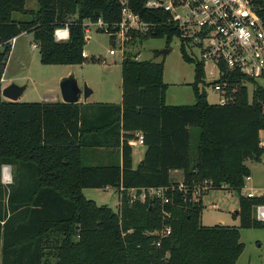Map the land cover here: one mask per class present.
<instances>
[{"label":"trees","instance_id":"obj_1","mask_svg":"<svg viewBox=\"0 0 264 264\" xmlns=\"http://www.w3.org/2000/svg\"><path fill=\"white\" fill-rule=\"evenodd\" d=\"M25 2L0 0V80L11 39L21 32L32 33L42 64L75 65L86 57L82 20L119 19L118 0H37L36 9ZM142 2L129 5L146 17ZM255 2L264 22V0ZM14 13L28 18L15 19ZM66 23L68 38L56 41L54 29ZM164 32L168 43L174 31L167 26L138 40ZM180 51L194 64L193 104H166L163 62L139 60L130 51L120 63V103L18 102L0 94V264H236L244 247L240 228H264L255 217L264 193H239L232 213L238 226L201 224L202 201L190 200V193L205 179L211 188L244 186L246 160L264 154V89L255 87L249 99L239 86L231 101L210 103L198 85L202 64L183 45ZM135 132L143 135L145 153L133 168L129 141ZM96 147L115 148L114 160L86 164V149ZM3 165L11 166L9 183L2 180ZM172 170L182 171L187 197ZM106 186L118 192L117 211L82 192ZM159 186L175 187L165 193L167 202L155 196L130 201L128 189ZM165 226L169 234L158 235Z\"/></svg>","mask_w":264,"mask_h":264},{"label":"rangeland","instance_id":"obj_2","mask_svg":"<svg viewBox=\"0 0 264 264\" xmlns=\"http://www.w3.org/2000/svg\"><path fill=\"white\" fill-rule=\"evenodd\" d=\"M25 7L36 9L37 0H26ZM13 17L15 19L28 18L26 14L21 13H14ZM89 29V33L85 34L83 46L86 57L81 64L75 65L42 64L38 48L32 46L34 44L32 33L21 32L15 37L11 46L2 75L4 80L2 86L10 83L26 85L17 99L18 102H42L53 100V98L60 100L59 80L73 71L79 86L82 87L86 84L92 91L86 99L88 102H120L122 53L117 47H115V54L109 53V50L114 47L108 33L96 29L93 25H90ZM180 45L182 44L177 37L171 38L168 43L165 36L148 37L141 41H135L132 45H127L125 49L126 52L130 51L136 54V58L139 60L163 62V81L167 83L165 96L167 104H193L195 102L191 86L194 80V64L182 58ZM163 49L170 51L163 53ZM185 49L190 51V47ZM205 80L203 79L198 84L199 88H204L208 102L218 103V94L212 91L210 85L204 83ZM257 83L264 84V80H257ZM248 90L251 94L252 87H249ZM131 147L132 163L135 166L142 159L144 147L139 144ZM262 156L264 158V154ZM246 163L251 168V180H247L240 190L228 187L210 188L201 196V224L212 226L222 223L238 226L239 219L238 217L234 218L232 213L238 209L239 193L245 195L250 188L256 194L264 192V187L257 188L264 186V161L248 159ZM3 173L4 171L2 172L4 183L11 182V179L4 178ZM82 192L86 198L94 200L96 204L107 205L113 211L118 210L119 196L115 188H83ZM239 240L244 247L236 264H264L263 227L240 228Z\"/></svg>","mask_w":264,"mask_h":264},{"label":"built area","instance_id":"obj_3","mask_svg":"<svg viewBox=\"0 0 264 264\" xmlns=\"http://www.w3.org/2000/svg\"><path fill=\"white\" fill-rule=\"evenodd\" d=\"M118 4L119 19L114 23L105 22L101 17L81 22L85 34L93 25L110 35L114 47L109 50L110 54H115L117 47L123 56L126 46L138 41L140 36L155 34L167 26L174 31L171 37L180 39L187 56L202 64L204 83L218 94V103L231 101L233 91L239 86L246 87L249 99L255 87L264 89V84L257 83V80H264V22L258 14L255 0H143L146 17L135 12L129 0H118ZM167 34L164 32L163 35L166 37ZM53 36L56 41L66 40L68 23L55 28ZM14 40L15 37L11 44ZM32 46L37 47L36 43ZM186 47H190V51ZM82 54L85 56L84 50ZM3 81L2 76L1 87ZM249 87H252L251 94ZM260 103L264 114V97ZM129 143L143 144L142 133L135 132ZM259 145L264 148L263 137H259ZM249 179L247 176L245 183ZM176 188L187 197L188 188L182 182ZM210 188L207 179L193 185L190 200L198 201ZM169 189L175 187H142L138 193L136 188H130L128 196L130 201L155 196L167 202L165 193ZM245 195L253 197L256 194L250 189ZM164 213L169 217L168 212ZM255 217L264 221V205L256 207ZM169 232L170 227L165 226L157 234L165 236Z\"/></svg>","mask_w":264,"mask_h":264},{"label":"water","instance_id":"obj_4","mask_svg":"<svg viewBox=\"0 0 264 264\" xmlns=\"http://www.w3.org/2000/svg\"><path fill=\"white\" fill-rule=\"evenodd\" d=\"M162 52L167 53L169 52V49H163ZM58 86L60 89L61 100L67 103H76L81 99L83 101H86L87 97L92 92L86 84H84L82 87L79 86L73 71H70L67 75L61 77ZM25 87L26 85H17L15 83H10L1 87L0 94L2 97L6 98L9 101H17L19 95L24 91ZM143 162L144 160L141 159L140 163ZM6 166L10 169V165Z\"/></svg>","mask_w":264,"mask_h":264},{"label":"crops","instance_id":"obj_5","mask_svg":"<svg viewBox=\"0 0 264 264\" xmlns=\"http://www.w3.org/2000/svg\"><path fill=\"white\" fill-rule=\"evenodd\" d=\"M165 96H166V93H165ZM46 101L56 102V101H62V100L53 98V100H46ZM79 102L96 103V102H88L87 100L83 101L82 99ZM120 102H121V99H120ZM120 102H118V103H120ZM112 103H117V102H112ZM165 103H166V98H165ZM259 136L264 138V130H261L259 132ZM130 144L132 146V145H135L137 143H130ZM139 145H143V144H139ZM143 147H144V152H143V156H144L145 146L143 145ZM112 149H113L112 147H96V148H90V149L88 148V149H86V151L84 153V161L88 165H96V164L107 165V164H110L112 162V160H114V156L116 155L114 153L116 151V149L115 148H114V150H112ZM143 156H142V159H143ZM263 159H264L263 156H261V159L259 161L262 162V161H264ZM131 163H132V152H131ZM136 165L134 166L133 163H132V167L133 168H135ZM3 168H8V167L4 166ZM248 168L250 169V175H249L250 179L249 180H251V168L249 166H248ZM8 173L10 175V178H9V180H10L11 179V172H10L9 168H8ZM170 176H171L172 180H174V181H177V182H181L182 181V171L181 170H172L170 172ZM263 187L264 186H259L257 188L258 189H262ZM250 189H252V188H250ZM250 189H248V191H250ZM262 193H264V192H261L259 194H262ZM259 194H256V195H259Z\"/></svg>","mask_w":264,"mask_h":264},{"label":"bare ground","instance_id":"obj_6","mask_svg":"<svg viewBox=\"0 0 264 264\" xmlns=\"http://www.w3.org/2000/svg\"><path fill=\"white\" fill-rule=\"evenodd\" d=\"M3 171H4V173H3L4 178H5V179H9L8 168H3Z\"/></svg>","mask_w":264,"mask_h":264}]
</instances>
